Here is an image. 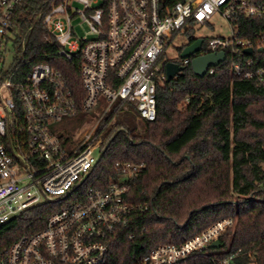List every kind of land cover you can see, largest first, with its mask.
I'll use <instances>...</instances> for the list:
<instances>
[{"label":"built area","instance_id":"2783aa9c","mask_svg":"<svg viewBox=\"0 0 264 264\" xmlns=\"http://www.w3.org/2000/svg\"><path fill=\"white\" fill-rule=\"evenodd\" d=\"M24 1L0 0V224L29 207L71 200L48 217L41 231L15 240L0 255V264H107L108 242L146 208L128 200L141 165L115 163L118 175L105 190L80 189L106 141L96 129L112 109L128 106L136 122H154L157 89L166 81V50L186 27L209 24L216 14L227 21L230 37L207 38L205 52L202 43L198 54L168 62L185 67L195 56L228 51L231 74L264 87V60L245 53L254 43L264 49V35L255 42L242 39L235 25L239 16L263 18L264 3L185 0L163 9L159 0L52 1L34 20L52 36L62 58L79 56L83 97L78 102L48 64L25 60V36L13 24ZM75 19L86 24L88 38H78L71 26ZM101 99L107 107L88 135L60 137L52 129L64 117L96 108ZM233 224L218 220L181 244L154 247L135 264H244L249 252L228 251L220 241ZM214 242L218 248L210 247Z\"/></svg>","mask_w":264,"mask_h":264},{"label":"trees","instance_id":"16d2710c","mask_svg":"<svg viewBox=\"0 0 264 264\" xmlns=\"http://www.w3.org/2000/svg\"><path fill=\"white\" fill-rule=\"evenodd\" d=\"M52 1L63 0H25L13 19L14 30L25 36V60L48 64L80 102L79 56L62 58L52 36L34 20ZM159 1L165 9L185 0ZM235 25L242 39L255 42L264 35V17L239 16ZM184 33L187 45L196 40L192 28ZM253 52L252 59L264 60L257 43ZM225 53L226 60L202 78L189 63L175 79L164 81L157 89L154 122H136L134 116L133 122L109 126L115 114L128 111L112 109L96 129L106 141L80 189L105 190L118 175L115 163L141 165L129 184L128 200L146 208L108 242L107 264H135L154 247L181 244L221 219L234 222L220 239L224 249L249 252L244 264H264V87L233 76ZM69 200L29 207L0 224V255L21 235L41 231Z\"/></svg>","mask_w":264,"mask_h":264},{"label":"rangeland","instance_id":"374dc122","mask_svg":"<svg viewBox=\"0 0 264 264\" xmlns=\"http://www.w3.org/2000/svg\"><path fill=\"white\" fill-rule=\"evenodd\" d=\"M78 38H88V27L80 20H74L71 23ZM192 28V34L194 38H226L231 35L230 27L227 21L219 14L212 17L209 24L204 26H188L185 30ZM185 30L177 35L172 44L166 50L163 56V63L168 61L179 62L181 49L188 44V38L185 35ZM10 52L8 53V60L11 62L13 58L12 44L8 46ZM107 107V103L104 100H100L98 106L88 112H79L76 116H67L62 118L59 122L52 125V129L58 134V136H64L65 132H70L72 137H78L80 135H88L92 132L96 121L102 116L104 109ZM126 113H117L113 116V120L109 123V126L118 122L119 120H125L133 122L134 110L128 106ZM136 120V119H135ZM136 123V122H135Z\"/></svg>","mask_w":264,"mask_h":264},{"label":"water","instance_id":"95a60500","mask_svg":"<svg viewBox=\"0 0 264 264\" xmlns=\"http://www.w3.org/2000/svg\"><path fill=\"white\" fill-rule=\"evenodd\" d=\"M203 40L196 39L193 43L184 47L180 53V59L190 58L193 55H196L200 52ZM259 52H264V49H259ZM247 55H252L253 51L251 49L245 50ZM225 60V53H210L206 55H198L192 58L191 60V67L193 73L197 77H204L208 71V69L212 67H217ZM165 75H166V82H170L175 77L183 71V67L178 66L177 64L167 62L164 65ZM211 248H218L219 242H214Z\"/></svg>","mask_w":264,"mask_h":264}]
</instances>
